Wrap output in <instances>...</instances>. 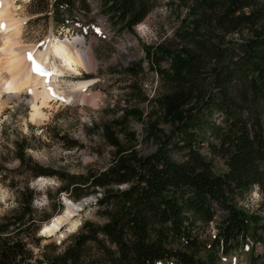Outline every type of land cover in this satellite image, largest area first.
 I'll list each match as a JSON object with an SVG mask.
<instances>
[{"label":"trees","instance_id":"16d2710c","mask_svg":"<svg viewBox=\"0 0 264 264\" xmlns=\"http://www.w3.org/2000/svg\"><path fill=\"white\" fill-rule=\"evenodd\" d=\"M37 3L48 10V0ZM157 3L97 0L99 12L117 29L133 28ZM90 4L53 0L57 22L81 23L74 13L86 19ZM180 4L186 9L172 34L145 50L156 63L169 61L154 63L151 96L139 89L149 103L146 112L135 104L122 109V122L145 112L142 140L153 146L139 152L125 145L112 126L122 124L118 119L103 125V137L114 146L110 163L96 171L60 172L54 203L62 205V192L75 200L95 193L93 216L80 219L60 242L46 243L39 262L215 264L247 247L250 263L264 264L254 251L264 241V210H249L238 201L253 188L264 198V0L171 3ZM213 156L222 159L224 170H214ZM23 162L32 174L51 173L30 157ZM34 194L29 186L19 189L14 212L0 218V264L33 263L27 241L11 238L10 227L37 230ZM33 238L38 243L40 237Z\"/></svg>","mask_w":264,"mask_h":264},{"label":"rangeland","instance_id":"374dc122","mask_svg":"<svg viewBox=\"0 0 264 264\" xmlns=\"http://www.w3.org/2000/svg\"><path fill=\"white\" fill-rule=\"evenodd\" d=\"M37 1L15 0L17 13L24 19L23 42L44 50L48 41L80 39L82 45L78 44L77 47L88 48L95 59L93 69L81 68L79 74L64 73L60 76L66 98H59L52 102L50 108L44 109L47 116L42 122L37 124L30 120L29 95L25 92L10 97L0 112V218L14 212L18 204L19 189L25 186L33 189L35 194L31 206L37 210V230L33 232V226L26 225L10 227V235L11 238L23 237L27 241V247L33 255L32 264H44L38 261L41 259L39 251L46 243L56 240L54 235H41L42 228L54 216L65 211L66 203H76L74 215L79 219L93 216L90 202L94 200L95 193L75 200L67 192H62V205L54 203L56 187L62 182L58 176L60 172L76 174L96 171L110 163L114 146L103 137V125L118 119L122 124L114 122L112 126L125 145H134L139 152H145L153 146V143L142 140L141 131L147 119L145 112L149 103L141 100L139 89L142 88V94L151 96L157 78L154 63L167 66L169 61L162 58L156 63L154 57L146 55L145 50L147 45H154L156 41L172 34L179 21L178 15L184 14L186 5H171L178 0H158L152 10L133 28L117 29L99 12L97 0H90L91 10L88 11L86 19L85 15L74 13L82 18L80 25L74 24V19L67 25L59 24V15H55L53 9V0H48V10H42L41 4L37 8ZM137 61L141 62V69ZM82 80L90 81L89 85L82 88V93L70 89V83ZM129 82L134 85V91L132 85L127 86ZM72 94L78 96L75 101L70 100ZM84 94L88 96L87 101L82 100ZM90 95H96L94 102ZM127 104L142 107L145 112L141 118L128 117L122 122V109ZM129 131H134V136ZM20 151L23 159L18 154ZM27 157L51 173L32 174L23 162ZM212 160L215 171L225 169L219 156H213ZM61 197H64L65 204ZM238 201L249 210H264L263 194L257 188L238 197ZM43 215L46 218L41 219ZM209 230L214 231L213 222L210 223ZM70 232L65 233L67 235ZM33 235L40 237L38 243L34 241ZM254 251L259 253V260H264V241L256 243ZM249 258L247 251L240 250L219 259L215 264H250ZM157 264L171 262L161 261Z\"/></svg>","mask_w":264,"mask_h":264},{"label":"bare ground","instance_id":"6f19581e","mask_svg":"<svg viewBox=\"0 0 264 264\" xmlns=\"http://www.w3.org/2000/svg\"><path fill=\"white\" fill-rule=\"evenodd\" d=\"M17 12L15 0H0V112L10 97L25 92L29 95L30 120L38 124L47 116L44 109L50 108L52 102L59 98H66L60 76L64 73L79 74L81 68L93 69L95 59L88 48L77 47L78 44L82 45L80 39L48 41L44 50L25 44L22 40L24 19ZM29 54L32 56L31 60ZM35 65L45 68V72L51 75L34 71ZM89 83V80L76 81L70 83L69 87L82 93V88ZM3 95H6V98H3ZM88 96L85 95L82 100L87 101ZM90 96L94 102L96 95ZM75 205L72 201L66 203L65 211L44 225L41 235H54L57 241L67 230L74 228L79 222V217L74 215ZM62 224L66 228H62Z\"/></svg>","mask_w":264,"mask_h":264},{"label":"snow or ice","instance_id":"6c2138e0","mask_svg":"<svg viewBox=\"0 0 264 264\" xmlns=\"http://www.w3.org/2000/svg\"><path fill=\"white\" fill-rule=\"evenodd\" d=\"M140 27L143 28V25H141ZM97 31H98V30H97ZM29 59H30V60L32 59L31 54H29ZM39 67H40V66L36 65V66L34 67V71L37 70ZM45 75L50 76L51 73H47V72H45ZM45 231H47V229H45Z\"/></svg>","mask_w":264,"mask_h":264}]
</instances>
